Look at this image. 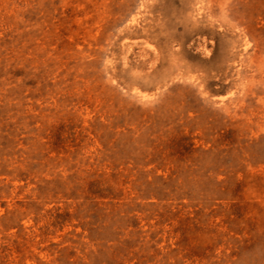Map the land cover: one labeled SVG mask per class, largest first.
I'll use <instances>...</instances> for the list:
<instances>
[{
    "label": "rangeland",
    "instance_id": "rangeland-1",
    "mask_svg": "<svg viewBox=\"0 0 264 264\" xmlns=\"http://www.w3.org/2000/svg\"><path fill=\"white\" fill-rule=\"evenodd\" d=\"M0 264H264V0H0Z\"/></svg>",
    "mask_w": 264,
    "mask_h": 264
},
{
    "label": "bare ground",
    "instance_id": "bare-ground-1",
    "mask_svg": "<svg viewBox=\"0 0 264 264\" xmlns=\"http://www.w3.org/2000/svg\"><path fill=\"white\" fill-rule=\"evenodd\" d=\"M138 94H140V93H138ZM224 98V97H223ZM146 99V98H145Z\"/></svg>",
    "mask_w": 264,
    "mask_h": 264
}]
</instances>
